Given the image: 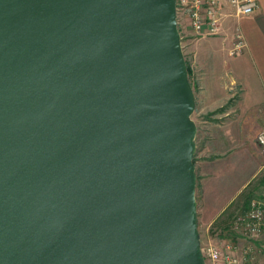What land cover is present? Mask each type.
Masks as SVG:
<instances>
[{
    "label": "water",
    "instance_id": "1",
    "mask_svg": "<svg viewBox=\"0 0 264 264\" xmlns=\"http://www.w3.org/2000/svg\"><path fill=\"white\" fill-rule=\"evenodd\" d=\"M175 0H0V264H204Z\"/></svg>",
    "mask_w": 264,
    "mask_h": 264
},
{
    "label": "rangeland",
    "instance_id": "2",
    "mask_svg": "<svg viewBox=\"0 0 264 264\" xmlns=\"http://www.w3.org/2000/svg\"><path fill=\"white\" fill-rule=\"evenodd\" d=\"M220 39L210 38L194 41L192 38H186L182 41V47L186 63L190 68L189 80L196 97V110L192 116L193 121L198 127V134L196 138V155L195 167L200 168L201 149L206 142L209 145L218 146L221 138V132H225L232 137L230 141L223 145L225 151H229V155L235 156L242 152V150H249L252 152L258 150L255 161L261 166L264 165V156L260 152L257 143V136L264 127V114L242 112L240 107V99L242 92L239 84L234 82L233 76L230 73L222 76L221 85L218 82L210 83V88L204 86V77L206 75V68L203 66L202 48L201 45L207 42H213ZM224 49H214L208 58L216 60L218 57L231 58L228 54L227 45ZM214 66V65H213ZM210 92L213 96H208ZM257 123H260L261 129L257 133L254 128ZM250 132H253L252 134ZM222 133V134H223ZM257 133V134H256ZM239 134H241L239 139ZM247 136V138H246ZM224 137V136H222ZM210 141H209V140ZM195 170L196 176V194L199 196L202 193L201 169ZM228 177L222 178L227 187H236L237 183H241L248 175L249 170L241 171V169H231L228 171ZM227 175V174H226ZM201 177V178H200ZM253 200L264 201V169L259 175L249 184V186L237 197V199L230 205L227 210L219 216L211 225L206 223L204 216L200 215L198 223V231L201 236V243L204 246L209 242V239L216 240L220 235H232V222L236 216L245 213ZM200 197V202H201ZM249 202L248 208H245L246 203ZM236 239V238H235ZM264 244V238L261 241ZM259 264H264V255L259 257Z\"/></svg>",
    "mask_w": 264,
    "mask_h": 264
},
{
    "label": "crops",
    "instance_id": "3",
    "mask_svg": "<svg viewBox=\"0 0 264 264\" xmlns=\"http://www.w3.org/2000/svg\"><path fill=\"white\" fill-rule=\"evenodd\" d=\"M258 3V11L241 20V30L248 45L242 54L231 58L218 57L216 60L208 58L212 50L225 48V44L219 40L202 44L201 53L204 58L203 66L207 67L203 79L206 89L215 80L218 85H221V77L230 73L242 92L239 102L242 112L264 114V0H258ZM208 96H213V94L210 92ZM221 129H225L224 133L221 132V138L225 139L220 141L218 146H211L209 142H206L201 149V167H195V170L196 168L201 169L203 184L201 195L197 193V220L202 215L209 225L230 207L264 169V165L260 166L255 161L258 153L256 149L252 155L249 150H242L235 156L229 155V151H225L223 145L228 143L232 137L227 133L226 127ZM260 129L261 125L257 123L254 131L258 133ZM240 136L241 134H239V139ZM231 169L249 170L244 181L237 183L236 187L232 185L227 187L222 179L228 177V171Z\"/></svg>",
    "mask_w": 264,
    "mask_h": 264
},
{
    "label": "built area",
    "instance_id": "4",
    "mask_svg": "<svg viewBox=\"0 0 264 264\" xmlns=\"http://www.w3.org/2000/svg\"><path fill=\"white\" fill-rule=\"evenodd\" d=\"M178 27L182 41L217 38L227 45L230 57L242 54L247 42L241 30V20L254 15L258 0H175ZM264 156V127L257 136ZM232 235H220L216 240L201 243L204 264H259L264 255V201L253 200L249 209L232 222ZM236 238V239H235Z\"/></svg>",
    "mask_w": 264,
    "mask_h": 264
},
{
    "label": "trees",
    "instance_id": "5",
    "mask_svg": "<svg viewBox=\"0 0 264 264\" xmlns=\"http://www.w3.org/2000/svg\"><path fill=\"white\" fill-rule=\"evenodd\" d=\"M187 66H188V65H187ZM188 73H189V76H190V68H189V67H188ZM194 164H195V158H194ZM248 205H249V202L246 203V205H245V208H246V209L248 208V207H247Z\"/></svg>",
    "mask_w": 264,
    "mask_h": 264
}]
</instances>
